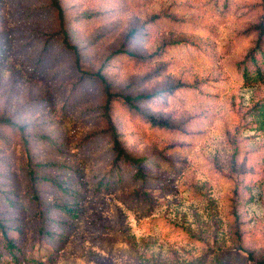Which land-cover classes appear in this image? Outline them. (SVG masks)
<instances>
[{"label": "rangeland", "instance_id": "1", "mask_svg": "<svg viewBox=\"0 0 264 264\" xmlns=\"http://www.w3.org/2000/svg\"><path fill=\"white\" fill-rule=\"evenodd\" d=\"M60 2L76 51L52 0H0V118L15 124L0 125V220L22 263L264 264V79L239 65L264 0ZM98 72L119 98L154 94L111 110L124 148L151 164L142 184L110 183ZM29 160L61 243L41 234Z\"/></svg>", "mask_w": 264, "mask_h": 264}, {"label": "trees", "instance_id": "2", "mask_svg": "<svg viewBox=\"0 0 264 264\" xmlns=\"http://www.w3.org/2000/svg\"><path fill=\"white\" fill-rule=\"evenodd\" d=\"M53 6L56 9L57 16H58V21H59V35L63 37V42L64 44L72 49L73 51H76L77 48L76 46H73L70 41H69V35L66 29V20H65V15L64 11L61 5L60 0H52ZM258 30V38L256 41L255 46L251 50V52L247 55L244 61L240 62L239 65L244 72V77L247 79H251L252 77L255 78H260L264 79V21H262L257 28ZM132 35V33H131ZM124 54L127 56H134L128 51H119L115 52V54ZM79 58L78 53H77V59ZM79 64V62L77 61ZM82 78L85 76H91L90 73H83ZM96 78L102 83L103 88H104V93L106 95V102L104 106V116L105 120L108 126V132L110 134L111 140H112V147L113 151L115 153L114 160H113V172L111 174V177L109 178L110 183L111 181H115L116 183H122L123 178L126 174L131 175V180L133 181H138L141 184L148 179L147 171L149 165V161H146L145 158H136L133 157L122 145V142L120 141V134L117 129L116 124L113 122L112 117H111V110H112V103L116 102L118 99L127 104L130 109L138 111V106L136 103L138 101H149L153 99L154 94H141L137 95L135 97L131 96H124L123 98H119L117 94L113 93L110 89V85L108 81L105 79V77L98 72L95 75ZM261 115H264V109L260 110L259 112ZM150 122L155 125L159 126L161 128H172L168 122L166 121H161V120H156L154 118H150ZM0 125H9V126H15L10 120L6 118H0ZM264 125V121H262V124ZM47 166V165H46ZM28 175L30 178L31 182V189L33 193V199L36 203V216L38 219L41 221L42 226H41V234H43L46 238H48L51 241H57V243H61L63 241V236L61 234H56L53 232L52 229H50V225H48L47 221V215L45 214V211L42 209L40 206V196L38 194V183L39 181L42 180L39 179L38 175L36 174L35 171V165L32 164V162L29 160L28 162ZM43 182L48 181L47 179L43 178ZM111 185V184H110ZM148 192L147 191H142L139 192V197L142 199H147L148 198ZM58 210L61 212H67L69 211L68 207L66 206H57L56 207ZM0 230L3 232L1 235L2 241L0 242V263L2 264H23V254L21 249L13 243V241L8 238L6 235L5 227L3 226L1 220H0ZM1 251H4V255ZM52 252H48V259L52 258L53 255L51 254ZM4 255L6 257V260H2L1 257ZM38 262H41L42 260H37ZM262 264V262H259Z\"/></svg>", "mask_w": 264, "mask_h": 264}]
</instances>
